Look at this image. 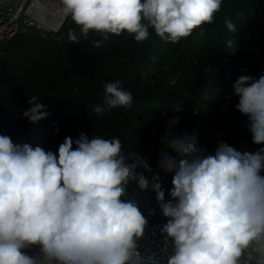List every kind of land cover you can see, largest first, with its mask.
<instances>
[{"label":"clouds","instance_id":"clouds-1","mask_svg":"<svg viewBox=\"0 0 264 264\" xmlns=\"http://www.w3.org/2000/svg\"><path fill=\"white\" fill-rule=\"evenodd\" d=\"M60 4L62 15L75 25L68 31L69 44L86 41L91 33L107 42L110 35L125 32L139 43L148 39L150 28L175 44L212 24L222 0ZM224 24L230 32L237 31L230 17ZM101 40H93V46L100 48ZM234 45V40L226 41L230 53ZM231 96L239 98L235 107L247 117L252 142L264 144V73L239 76ZM36 100L29 99L32 106L23 113L33 124L49 114ZM132 102V94L116 80L104 85L103 104L93 111L99 116L131 108ZM183 109L177 104L173 112ZM161 141L159 166L174 172L171 200L165 201L158 173L151 182L168 218L161 229L165 245L172 242L165 264H264V148L241 153L218 141L214 153L206 154L195 137L176 136L170 130ZM140 168L153 172L136 152L125 154L117 137L90 139L81 132L75 140L65 137L54 153L0 135V264H159L154 254L144 256L138 250L148 220L127 189L132 182L142 191L149 188Z\"/></svg>","mask_w":264,"mask_h":264},{"label":"trees","instance_id":"trees-1","mask_svg":"<svg viewBox=\"0 0 264 264\" xmlns=\"http://www.w3.org/2000/svg\"><path fill=\"white\" fill-rule=\"evenodd\" d=\"M237 13L243 16L238 18ZM226 16L232 19L236 32L226 28ZM70 28H75L71 17L53 36L44 37L35 29H28L0 43V135L10 136L15 144L43 147L37 127L52 135L69 127L84 130L92 138L111 139L115 131L121 130L123 119L125 124L141 126L165 111L173 112L177 104L203 113L233 87L245 69L250 52L257 55L264 73V0H222L221 10L212 24H204L175 44L160 39L151 28L148 39L139 43L125 32L110 35L107 42L97 33H91L86 41L69 44ZM229 39L235 41L234 53L226 47ZM93 40H101V47L95 48ZM250 42L252 49L248 51ZM207 58L213 64L199 78V65ZM206 74L209 76L205 77ZM116 80L132 94L131 108L118 107L96 115L93 108L103 104L104 85ZM33 97L37 98L36 103L46 105L49 113L35 124L23 115L32 106L29 99ZM208 114L202 119H210L211 110ZM235 116L237 132L245 134L235 149L255 153L264 148V144L252 142L247 122L241 124L247 117L239 111ZM206 135V131L198 135L197 146ZM132 143L128 140L123 145L125 154L140 147L139 142ZM168 152L176 156L170 149ZM154 154L155 148L139 155L153 169V172L137 170L149 179V188L142 191L132 182L127 189L147 218V226L160 222L162 214L156 193L151 189L155 173L159 174L165 201L172 199L169 192L174 172L160 168ZM152 210L154 214H150Z\"/></svg>","mask_w":264,"mask_h":264},{"label":"rangeland","instance_id":"rangeland-1","mask_svg":"<svg viewBox=\"0 0 264 264\" xmlns=\"http://www.w3.org/2000/svg\"><path fill=\"white\" fill-rule=\"evenodd\" d=\"M252 44L253 42H250L248 45V51L252 49ZM179 64L181 65L182 63L179 62ZM211 64H213V60L207 58L203 64L199 65L197 72L199 78L206 73L208 68H211ZM261 73L259 58L253 52H250L242 75L258 77ZM207 76L209 74L205 75V77ZM232 92L233 87L223 93V99L221 101L215 102L212 107H206L207 109L204 107L206 111L203 113L194 108H184L179 112H171L168 110L141 126L134 125L133 123L125 124V119H123L121 130L119 132L115 131L114 136L119 138L123 145L128 140L133 141L132 145L139 142L140 147L136 151L138 155H145L155 148L154 161L157 164H159L161 151L164 149L161 137L165 134L166 130H170L176 136L195 137L196 139L199 134L206 131V137L198 146L205 149L206 154L214 153L218 141L226 142L235 148L245 134L240 135L236 130L238 122L235 115L238 113V110L235 105L238 103L239 98L231 96L229 99V95ZM209 110L212 112L211 118L207 120L202 119L204 114L209 115ZM173 118L178 120V123L175 125L170 123ZM246 122L244 120L241 124L244 125ZM36 131L42 136V148L46 151H53L54 153L58 151V147L63 143L65 137L70 136L75 140L81 132H84L90 139L92 138L84 130L69 127H63L57 135L45 133V130L41 127H37ZM153 168L155 169V167ZM166 219L168 218L164 217L163 214L159 217V221Z\"/></svg>","mask_w":264,"mask_h":264},{"label":"built area","instance_id":"built-area-1","mask_svg":"<svg viewBox=\"0 0 264 264\" xmlns=\"http://www.w3.org/2000/svg\"><path fill=\"white\" fill-rule=\"evenodd\" d=\"M60 9V0H0V43L16 32L28 29H35L44 37L59 32L69 18H65ZM166 222L167 219L147 226L137 242L141 254H154L159 264H165L172 250L171 240L165 245L166 234L161 232Z\"/></svg>","mask_w":264,"mask_h":264}]
</instances>
